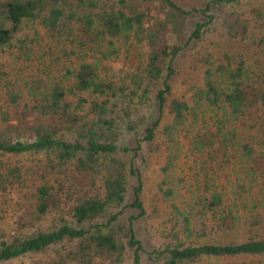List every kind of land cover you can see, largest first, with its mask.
<instances>
[{
  "label": "trees",
  "instance_id": "1",
  "mask_svg": "<svg viewBox=\"0 0 264 264\" xmlns=\"http://www.w3.org/2000/svg\"><path fill=\"white\" fill-rule=\"evenodd\" d=\"M237 259L264 264V0H0V264Z\"/></svg>",
  "mask_w": 264,
  "mask_h": 264
},
{
  "label": "rangeland",
  "instance_id": "2",
  "mask_svg": "<svg viewBox=\"0 0 264 264\" xmlns=\"http://www.w3.org/2000/svg\"><path fill=\"white\" fill-rule=\"evenodd\" d=\"M190 66V63L187 60L186 62H183L181 74L183 77L190 73H195L194 71H190ZM121 68L122 64L116 62L113 65L112 74H119ZM190 77H194V75H191ZM176 91L178 92V90ZM152 118H157L156 111H154ZM143 154L145 156H141L140 160H138V163L140 164V168L143 174V181L145 184L146 204L149 207V210H151V214L147 218L146 216L141 218L137 226L139 237L142 239L146 247H149L151 246V242H153L157 237L156 228L158 226V220H160V218L158 217V182H160L161 178H163L160 170L161 164L163 163V157L151 151L149 147L146 146L144 147ZM183 167H186L184 160L179 162V166L173 170L174 175L182 173ZM243 261L244 260L237 259L236 261L234 260V262L232 263L240 264ZM248 263L250 262L248 261ZM221 264L226 263L221 262Z\"/></svg>",
  "mask_w": 264,
  "mask_h": 264
}]
</instances>
